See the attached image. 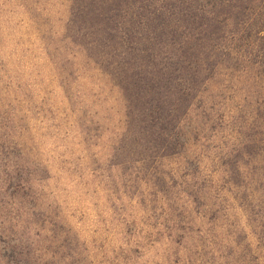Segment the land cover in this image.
Segmentation results:
<instances>
[{"label":"rangeland","instance_id":"374dc122","mask_svg":"<svg viewBox=\"0 0 264 264\" xmlns=\"http://www.w3.org/2000/svg\"><path fill=\"white\" fill-rule=\"evenodd\" d=\"M91 1L0 0V264H264V74L157 95L154 7Z\"/></svg>","mask_w":264,"mask_h":264},{"label":"trees","instance_id":"16d2710c","mask_svg":"<svg viewBox=\"0 0 264 264\" xmlns=\"http://www.w3.org/2000/svg\"><path fill=\"white\" fill-rule=\"evenodd\" d=\"M145 1L146 6L154 7L148 12V21L152 23L159 19L161 24L167 26L165 32L171 34L181 52V59L178 57L175 64H168L167 72L163 75L166 81L162 85H153L151 92L155 91L157 95L163 89L172 92L181 82L178 93L182 94L183 100H187L190 76L200 89L211 84L216 74L227 70L250 72L255 69L264 74V0H157L161 2L157 7L156 1ZM91 6L89 13L104 24L103 29L109 30V34L115 28L119 29L120 21L124 23L123 14L117 11L116 6H105V0L99 3L92 0ZM81 12L82 9L79 11L81 17L90 15ZM66 37L71 39L70 35ZM73 41H76V46L86 49L76 38ZM180 67L185 72L183 80L180 75L174 76ZM152 100L148 106L149 114L155 113L157 107L162 108V105L154 106ZM188 108L182 111V123L188 115ZM177 126L184 130V125L182 128L180 123ZM181 145V148H185L186 140Z\"/></svg>","mask_w":264,"mask_h":264}]
</instances>
